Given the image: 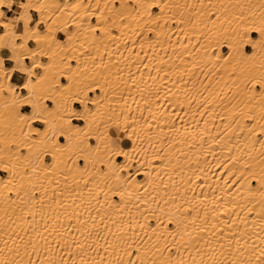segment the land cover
I'll use <instances>...</instances> for the list:
<instances>
[{"label":"bare ground","instance_id":"1","mask_svg":"<svg viewBox=\"0 0 264 264\" xmlns=\"http://www.w3.org/2000/svg\"><path fill=\"white\" fill-rule=\"evenodd\" d=\"M244 1L22 0L14 18L4 17V7L12 9L16 0L0 4V26H7L0 32V60L8 53L14 62L4 65L7 79L0 71V161H9L15 173L8 187L0 184V264H115L129 237L145 242L148 264H247L254 249H264V97L248 85L252 76L258 83L264 75L258 39L264 0ZM116 2L127 7H111ZM57 3L85 6L57 10ZM32 11L40 17L34 24ZM25 12L28 35H38L39 46L23 40L19 17ZM109 17L115 27H100ZM234 19L238 26L230 24ZM245 32L249 39L256 34L255 49L218 60L224 48L235 53ZM249 39L239 47L246 50ZM30 51L48 55L33 57ZM66 54L80 65L74 91L100 86L88 93L95 103L76 109L85 119L75 127L90 135L83 143L76 136L54 159L50 153L52 162L45 164L55 167L44 169L41 159L28 176V161L6 151L23 127L16 119L21 108L13 104L30 91H47ZM34 60H51L47 72L39 68L45 79L35 75ZM15 71L25 75L22 84L12 82ZM114 144L131 158L116 174L113 168L124 157L113 156ZM81 156L89 160L87 170ZM148 225H157L155 235Z\"/></svg>","mask_w":264,"mask_h":264},{"label":"snow or ice","instance_id":"2","mask_svg":"<svg viewBox=\"0 0 264 264\" xmlns=\"http://www.w3.org/2000/svg\"><path fill=\"white\" fill-rule=\"evenodd\" d=\"M4 0H0V4H3ZM10 6V5H9ZM84 4H73V5H61L57 3L55 8L57 10H62L64 7H71L75 9H79L80 7H84ZM134 8H139L140 5H132ZM23 8L28 9L32 8L33 5L31 4H24L22 5ZM90 7V5L88 6ZM99 7V5H97ZM107 7V6H106ZM111 7H127V5H120V4H113ZM145 10H147L148 5L145 4L143 6ZM90 14V13H89ZM0 15H3L0 12ZM69 16H72V13H69ZM119 16L121 20L124 19V13L120 12ZM19 19L23 21V30H24V41L28 40H35L36 45L39 46L41 44V39L38 35L29 36L28 33L32 31L30 27V20L27 16V13L23 16H20ZM71 22V21H69ZM211 22V20H210ZM111 23L113 27H115V22L111 20L109 17L106 20H101L100 27H104ZM15 25V22H14ZM4 27H0V32L4 31ZM74 29H68V40L71 41L72 39V32ZM88 31H93L90 27ZM46 35L51 36V32L46 33ZM53 43H56V38L53 37ZM61 39H63L61 37ZM249 39V33L245 32L243 37L240 39L239 44H244L245 40ZM260 45L264 47V29L260 30L259 37ZM230 44L231 42L228 41ZM239 44L236 46V51L233 53L228 48L224 49V52L218 56V60H223L226 57L231 60L234 58L235 55H242L246 52H251L257 46V37L255 33L252 34V38L249 39V47L246 50H243L239 47ZM23 47V43L20 45ZM60 47L64 48L67 47L66 45H59ZM219 46V45H218ZM50 51V47H49ZM30 54L33 57H38L40 55H48L47 52L41 51H30ZM212 55H216L214 51ZM17 58V57H13ZM83 57L81 56V59ZM18 59V58H17ZM61 64L64 65L63 68L58 69L52 75V85L51 87L38 96L34 91H30L27 97L21 96L16 99L13 104V108H22V111H18L16 114V119L23 124V127L19 130V141L15 138L12 140V143L7 145L6 151L12 153L14 150L19 153V156L16 159L23 158L28 161V166L25 167V175L30 176L31 173L37 170V167L41 166V157H44L51 153L53 155V159L55 155L59 152L63 151L65 148L68 147L78 135H82L83 139L80 143L87 141L88 133L86 130L79 129L75 127L74 122L77 120H84V115L81 114L80 111L76 109L81 108H88L90 103H95V101L91 100V97L88 95L89 92L94 90L95 88L100 87L99 84L89 83L87 84L82 90L74 91L73 88L75 85L73 84V79L76 74L79 73L80 65H73L69 62V55H65L62 60ZM5 60H0V71L5 72V79H7V68L4 67ZM34 68H41L44 67L45 72H47L48 68L51 67V60L47 64L41 65L33 61ZM21 71L26 72L29 77L33 76L32 69L22 68ZM39 79H45L44 75L40 73L35 74ZM65 76L67 80H58L57 77ZM248 85L253 86L255 85L258 91L259 96L264 97V75L259 77V82L257 83V77L252 76L248 80ZM25 88H28L29 85L25 84ZM75 102V109L72 107V104ZM61 104L64 105L63 110H61ZM31 109V111H29ZM27 113V115H25ZM89 114H91V110L89 109ZM36 122V123H34ZM65 124L68 125L65 128ZM264 128V126H262ZM251 131V130H250ZM15 137V133H13ZM43 138V139H41ZM39 141L38 144H33V141ZM51 144V147H47V143ZM23 146V147H22ZM79 147V144L76 145ZM23 148H27V154H25ZM41 149L39 152H36L35 149ZM84 149H81V152H84ZM113 156H123L124 163L117 164L113 168V174H116L118 171L122 169H126L128 164L130 163L131 158L129 157L128 153L122 152L119 147L113 146ZM76 153L72 152L70 155V159L72 156H75ZM33 158H35V163L33 162ZM80 162L82 168L87 170L89 166V160L86 156L80 157ZM112 162V158L109 157V163ZM3 164L2 170H0V176H3L4 173H9V179L7 181L0 180V184H3L5 187L11 183L12 179L14 178L15 173L13 172L12 167L10 166L9 161H0ZM55 167L53 165H43L44 169L50 170L51 168ZM33 199H40L39 196H33ZM169 224L172 221H168ZM164 226V221H161L159 227ZM148 228L153 231V235L157 230V225H148ZM175 243V241H174ZM144 241H141L139 244L131 237L127 241H125V245L122 250V255L118 257L115 264H148L147 259V251L144 250ZM155 247V246H154ZM159 250V249H157ZM163 251H169L168 247H165ZM29 264H32L29 261ZM61 264H68L67 261L62 260ZM151 264H157L156 261H152ZM247 264H264V249H260L259 253L256 254L255 249L253 254L249 256Z\"/></svg>","mask_w":264,"mask_h":264},{"label":"rangeland","instance_id":"3","mask_svg":"<svg viewBox=\"0 0 264 264\" xmlns=\"http://www.w3.org/2000/svg\"><path fill=\"white\" fill-rule=\"evenodd\" d=\"M22 0H16V4L14 5L15 7H16V11H17V13H18V11H20V9H19V7H18V3H20ZM18 2V3H17ZM247 2H250V0H245L243 3V5H247ZM115 4H120L119 2H116ZM241 4H242V2H241ZM222 8H224V7H221V10H223ZM155 9V8H154ZM154 9H153V13H156V11H154ZM157 10H158V8H156ZM252 9V8H251ZM251 9H249L248 10V13H250L251 12ZM17 13H15V16L17 15ZM32 13H33V20H32V22H31V24H34L35 22H37L38 20H40V17H39V15H37V13L35 12V11H32ZM91 21H93V22H96L97 23V18L95 17H92V19H91ZM232 26H238L239 25V21L238 20H236V19H234L231 23H230ZM1 27V26H0ZM39 27L41 28V29H44L45 28V23H40V25H39ZM247 27L248 28H252V25L249 23L248 25H247ZM72 29H74L73 27H71ZM114 32H118V30L117 29H114ZM58 36L59 37H62L61 35H59L58 34ZM227 40V38H225V37H223L220 41H226ZM64 43L65 44H67L68 43V40H65L64 41ZM30 45L31 46H34L35 44L33 43V42H30ZM225 49V48H224ZM6 54V56H8L7 54L8 53H5ZM42 60L43 61H46L47 59L43 56L42 57ZM28 64H31V60H29V62H28ZM36 71L39 73L41 70L40 69H36ZM63 80H65V79H63ZM93 95V94H92ZM26 97V96H25ZM81 123V122H80ZM91 137V136H90ZM89 140L91 141V142H95V140L91 137V138H89ZM24 150V149H23ZM24 152H27V150H24ZM46 157H49L50 158V160H45L46 159ZM74 157V156H73ZM73 157H72V159H73ZM44 158V159H43ZM41 157V159H42V163H43V161H44V163L43 164H45V163H49V162H52V156L50 155V153L48 154V155H46V156H44V157ZM123 159L122 158H119L118 159V161H122ZM104 168V167H103ZM133 172H135L134 171V169H132V173ZM3 176H5V174L3 175ZM140 178L141 177H143V176H139ZM65 182H67V181H65ZM117 198V197H116Z\"/></svg>","mask_w":264,"mask_h":264},{"label":"crops","instance_id":"4","mask_svg":"<svg viewBox=\"0 0 264 264\" xmlns=\"http://www.w3.org/2000/svg\"><path fill=\"white\" fill-rule=\"evenodd\" d=\"M14 10V11H13ZM154 11H157V9L155 8L154 9ZM15 13H17V11H16V7H13L12 9H9V8H7V7H4V17L5 18H9V17H11V18H14L15 17ZM253 34V33H252ZM59 35H61L62 36V34H59ZM256 35V34H255ZM26 62L28 63L29 62V60H26ZM5 64H6V66H8V67H10V66H12V65H14V62H12V61H10L9 59H8V56H6L5 57ZM24 80H25V75L24 74H22V73H20V72H18V71H15L14 72V74H13V76H12V82L13 83H16V84H22L23 82H24ZM22 93H26V90H22ZM74 106L76 107V105H75V103H74ZM21 111H22V108H21ZM29 111H31V109H29ZM75 122H77V123H80L81 121H75ZM36 123V122H35ZM45 160H50V158L49 157H46V159ZM5 174V173H4ZM3 174V175H4Z\"/></svg>","mask_w":264,"mask_h":264}]
</instances>
